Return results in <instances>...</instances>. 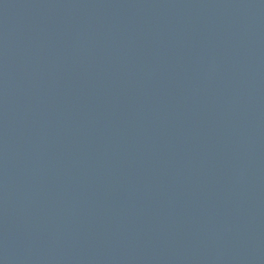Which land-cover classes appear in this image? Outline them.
<instances>
[{"label": "water", "instance_id": "95a60500", "mask_svg": "<svg viewBox=\"0 0 264 264\" xmlns=\"http://www.w3.org/2000/svg\"><path fill=\"white\" fill-rule=\"evenodd\" d=\"M0 264H264V0H0Z\"/></svg>", "mask_w": 264, "mask_h": 264}]
</instances>
